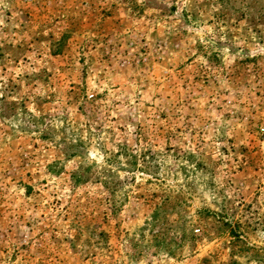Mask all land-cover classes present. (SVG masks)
I'll use <instances>...</instances> for the list:
<instances>
[{
    "label": "rangeland",
    "instance_id": "1",
    "mask_svg": "<svg viewBox=\"0 0 264 264\" xmlns=\"http://www.w3.org/2000/svg\"><path fill=\"white\" fill-rule=\"evenodd\" d=\"M0 264H264V0H0Z\"/></svg>",
    "mask_w": 264,
    "mask_h": 264
}]
</instances>
